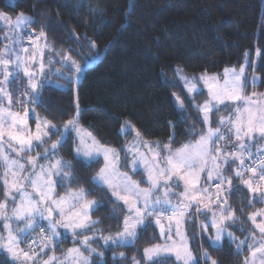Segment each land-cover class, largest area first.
<instances>
[{
  "label": "snow or ice",
  "instance_id": "snow-or-ice-1",
  "mask_svg": "<svg viewBox=\"0 0 264 264\" xmlns=\"http://www.w3.org/2000/svg\"><path fill=\"white\" fill-rule=\"evenodd\" d=\"M0 22L10 26L11 34L4 39L12 42L0 50V168L4 169L0 183L5 195V200L0 201V220L4 221L3 228L7 233L0 234V251L10 256L12 264H36L39 253L31 245L37 241H31L29 251L20 248L24 237L36 229L47 233L40 241L41 252L54 250L62 229L70 231L74 242L80 244V247L68 249L64 257L53 255L42 264L57 261L59 264H93L92 254L103 256L92 246L97 234H87L100 223L91 218V213L103 207V201L89 200L91 190L83 187L71 190L62 197L55 195L57 184L63 186L64 181L71 182L75 177L70 171L73 166L69 161L62 157L50 159V155L57 153L73 132L77 138L73 151L86 167L103 160V167L92 182L97 187L105 188L115 201H122L128 213L123 217L122 229L114 236H100L104 245L134 246L140 230L157 227L160 242L143 250L145 264H168L170 257H174L179 264H199L185 224L191 222L194 216L204 215L210 216V219L200 222L199 227L201 233L207 236L210 247H222L227 238L235 243L238 253L244 247L249 249L250 255L244 257V264H264V209L247 217L254 226L252 230L239 229L248 231L245 239L240 240L229 231L231 225L239 222L237 210L229 203V196L246 191L249 207L254 203L264 204V144L259 143L264 142V93L252 92L249 95L246 91L249 87L255 88L258 83H264L261 77L255 75L256 59H251L249 53L245 52L239 68H225L223 73L193 78L180 76L190 94V103L201 114L199 118L206 128L195 132L197 139L175 149L172 147L174 137L169 138L168 144L156 142L153 145L141 140V134L136 131L137 143L150 153L128 149L139 155V161H132V169L134 172L140 171L143 165L145 183L148 184L144 188L127 173L120 171L119 150L101 144L90 131L80 126L78 100L74 117L66 121L62 128L46 118L41 120L33 107L31 111L36 119L33 132L28 124V107L23 108V115L13 110L14 103L43 105L42 90L52 87L55 82L46 79L40 45H35L36 50L28 55L27 48L18 50L14 46L19 43V37L12 40L17 30H23L35 21L23 13H19L13 21L7 13L0 12ZM40 38L45 39L47 47L43 31L37 37ZM255 57H262L259 48ZM65 59L71 61L78 79L83 69L70 56ZM32 65H36V70L32 69ZM177 71L180 72L179 69ZM22 77L26 78V88L19 85ZM199 81L207 89L208 99L203 104L194 103L195 96L191 95L203 94V88L197 87ZM13 85L20 89L15 101L14 92L10 90ZM173 95L183 116L186 105L179 96ZM21 96L24 99H20ZM222 109L230 115L221 116L217 121L218 126L213 127L212 115ZM129 130H133L130 124L128 127L122 126V133ZM51 134L58 135L60 139L51 142ZM226 136L236 142L232 144V151L227 150L232 141L227 140ZM45 144L50 146L45 147ZM253 147L256 148L255 152ZM37 148H43V153L23 155L35 152ZM40 160L48 161L47 165L40 164ZM233 165L236 166L233 168ZM226 169H232L231 176L226 174ZM248 173L251 175L246 176ZM202 175L206 180L215 182V192L210 193L208 187L201 185ZM233 178L239 183L233 184ZM173 187H182L183 191L175 192ZM172 197L177 198L176 203H173ZM9 201L13 205L11 208ZM240 211L243 212V208ZM257 217L261 218L260 222H257ZM13 223L16 227H13ZM209 228L214 229V235H208ZM249 239L252 243H248ZM86 252L88 255H85ZM119 255L125 257L124 253ZM203 256L210 264H218L206 250ZM131 264H141V261L132 257Z\"/></svg>",
  "mask_w": 264,
  "mask_h": 264
},
{
  "label": "trees",
  "instance_id": "trees-1",
  "mask_svg": "<svg viewBox=\"0 0 264 264\" xmlns=\"http://www.w3.org/2000/svg\"><path fill=\"white\" fill-rule=\"evenodd\" d=\"M0 11L11 17L19 13L31 17L35 22L29 28L35 33L43 31L53 52L70 56L83 66L81 75L65 90H42L44 103L36 105L39 115L62 128L74 117L78 100L79 124L101 144L115 149L120 150L136 135L132 130L124 136L119 133L121 126L129 124L141 137L161 144L170 137H174V147L195 140V132L203 127L200 113L174 76L176 67L187 74H218L227 67L240 66L245 52L253 59L259 48L262 57L257 59L256 72L264 80V0H0ZM2 36L0 27V50ZM251 89L264 93V83L246 91ZM174 93L186 105L183 116L173 101ZM204 99V95H196L194 103ZM58 139L51 134V142ZM72 142L73 133L57 153L72 164L75 178L64 181L63 186L57 184V193L81 187L91 190L88 199L103 201V207L91 213V218L100 222L93 228L100 235L116 234L122 229L125 209L105 188L92 182L101 163L86 167L73 155ZM43 151L37 148L31 154ZM3 172L0 168V177ZM226 174L231 176L232 169H226ZM238 183L233 178V184ZM4 196L0 183V201ZM228 199L239 217L229 229L242 239L248 231L239 229L252 230L247 217L264 204L249 207L246 191ZM208 220L209 216H194L185 224L199 264H210L203 256L205 250L218 264H244L248 250L238 253L235 243L227 238L222 247H210L199 227ZM208 235H212L211 228ZM158 241L155 227L140 230L134 246L103 247L99 237L94 244L103 257H92L93 264H131L132 257L141 259L143 250ZM62 244L63 248L55 247L56 252L71 242L63 240ZM122 251L124 258L113 255ZM0 264H12V260L0 252ZM168 264L176 263L169 258Z\"/></svg>",
  "mask_w": 264,
  "mask_h": 264
},
{
  "label": "rangeland",
  "instance_id": "rangeland-1",
  "mask_svg": "<svg viewBox=\"0 0 264 264\" xmlns=\"http://www.w3.org/2000/svg\"><path fill=\"white\" fill-rule=\"evenodd\" d=\"M12 18H13V21H14L15 18H16V16L15 17H12ZM0 27L3 28V36H2L3 45L1 47V50H2L5 47V45H11V43H12L11 41L4 39V37L6 35L11 34V28H10V26H5V24L3 22H0ZM39 34L40 33L33 32L29 28V26L26 27V28H24L23 30H17V34H13L12 35V40H16L18 37L20 38V40H19V43L15 44L14 46L18 50L21 49V48H27L28 49V55H31L36 50L35 45H40L41 48L43 49V55H44V61H45V75H46V79L48 81L55 82V84L52 87L57 88L59 90H65L68 87L69 82H72V81H76L77 80V75L75 73V69H74L73 66H71V61H66V59H65L67 57L66 55L60 56L57 53H55V52L52 51V48L50 47V45L47 42V40H46V43H47L48 46L45 47V39L44 38L37 39V37L39 36ZM253 59H256V61H257V58L255 57V55H254ZM76 63H78L81 66V68L83 67L79 62H76ZM257 65H258V61H257ZM240 66H238L236 68H239ZM31 67H32L33 70H36V65H32ZM227 68H230V67H227ZM178 69L180 70V72L177 71ZM256 69H257V67H256ZM256 69H255V75L259 76L257 74V72H256ZM223 71H222V73H223ZM251 71L252 70L249 69V72L250 73H251ZM213 74H217V73H213ZM213 74L212 73L187 74V73L183 72V70L180 67H176L175 70H174V76L177 78V80L180 83V85H181L184 93L188 96L189 99H190V94L187 93V90H186V88L184 86L183 81L180 79V76L183 75V76H187L189 78H193V77H199L201 75H213ZM80 75H81V72L79 73V76ZM0 78H2V77H0ZM19 85L26 88V86H27L26 78L22 77L20 79V81H19ZM197 87L198 88H203V82L202 81L197 82ZM10 90H12L14 92V101H15L17 99V95L16 94L19 93L20 89L17 88L15 85H13ZM252 92L263 93V92H261V91H259L257 89H251V91L249 93L247 92V94L250 95ZM191 95L196 96L195 94H191ZM202 95L205 96V99L201 103H199V104H203L208 99L207 89L206 88H203V94ZM19 98L20 99H24V97H22V96L19 97ZM173 101H174L175 105L177 106V108L180 110V108L178 107L177 101L175 100L174 96H173ZM5 106L7 107V105H5ZM25 106L28 107V109H29L28 124H29V126L31 127V129L34 132L35 131V125H36V119H35V116L33 115L32 111H31V109L34 107L35 108V114L39 115V113H38V111L36 109V105L35 106L34 105H30V104L29 105H21V104H18V103H14L13 104V110L20 111L21 112V115H23V108ZM229 115H230V113L227 112V111H223L221 113H217L216 115L215 114L212 115V126L213 127H217L218 126L217 125L218 119L221 116L228 117ZM39 117L41 118V120L45 119L44 117H42L40 115H39ZM202 125H203V127H201V129L199 131H204L205 130L206 125L203 122H202ZM80 126H82V125H80ZM82 127L84 129H86V130L89 131V129L87 127H85V126H82ZM123 127H126V126L123 125ZM121 129H122V126H121V128L119 130V133L124 136L128 131L122 133ZM131 129H133L132 130L133 132H136L135 127L131 126ZM222 131H225V129H222ZM197 138L198 137L195 135V139H197ZM140 139L143 140V141H145V142H147V143H149V144H153V145L156 142H158L156 140L145 139V138H143L141 136H140ZM226 139L229 140V141H232V137L226 136ZM72 143H73V149H74V147L77 144V138H76L75 132H73V142ZM168 143L169 142L162 143V145L163 144H168ZM233 143H236V142L235 141H232V143H230L228 145V148H227L228 151H230L232 149V144ZM259 143L264 144V142H259ZM48 146H50V145L48 144ZM48 146H46V147H48ZM180 146H176V147L172 146V147L175 149V148H178ZM129 148L138 149L139 150V153H145V154H148V155H150V153H148V149L146 147H144L143 145L137 143V137H136V135H134L132 137L131 141H128L127 143H125L120 150L117 149V150L120 151V171L127 173L129 176L132 177L133 180L139 182L141 187L146 188V187H148V184L145 183L146 177H145L144 171L142 170L143 165H141V170L140 171L134 172L133 169H132V161L134 159H136L137 161H139V155L138 154H134V152H129L128 151ZM252 150L253 151H256V148L253 147ZM30 154L31 153H23V155H25V156H28ZM163 154L164 153H162V155ZM73 155L76 157L74 151H73ZM31 156H33V155L31 154ZM58 157H62L61 154L55 153V154L50 155V159H55V158H58ZM39 163L40 164L47 165L48 161H46V160H40ZM100 163H101L100 164V167L97 169L96 173L99 171V169L101 167H103V160L102 159L100 160ZM246 163H247V161H246ZM137 172H140L141 173V176L136 175ZM96 173H95V175H96ZM214 183H215L214 181H208V180H206V178L203 175L201 176V185L208 187L210 193L216 191L215 187L213 188ZM28 190L31 191L30 188ZM173 190L175 192H182L183 191V188L182 187H180V188L173 187ZM67 193L68 192H65V193H63V194L60 195V194L57 193V187L55 189V195L57 197L65 196ZM4 200H5V196H4ZM89 200H91V199H89ZM172 201H173V203H176L177 202V198L176 197H172ZM118 203H120L124 207V209H125L124 216H126L128 214L127 211H126V206L123 205V202L122 201L121 202H118ZM12 206L13 205L11 204V201H9V207L11 208ZM262 209H264V206L261 207V208H259L258 210H255V212H257L259 210H262ZM252 213H254V212H252ZM209 219H210V216H209ZM260 219H261L260 217H257V222H260ZM3 223H4V221L0 220V234L7 235L5 229L3 228ZM162 223H165L166 224L167 221H162ZM249 223H250L251 229H253L254 226L252 225V223L250 221H249ZM19 226L20 227H23V224H20ZM13 227H16V224L15 223H13ZM155 228L157 230L158 239H159V241L157 243H159L160 242L159 229L157 227H155ZM96 229L93 228L91 232H88V235L91 236V235H93L95 233V234H97V238L98 239H99L100 236H104V235H100L99 233H97V230ZM229 231H231V230L229 229ZM46 234L47 233H41L39 229H36V231L33 232L31 235L25 236L24 239H23V241L20 244V248L24 249L25 251H29V247L28 246L31 243V241H33V240L37 241L36 244H32L31 245V248L34 251H36L37 253H39V256L37 257V260H36V264H42V261L47 260L49 257H51L53 255L56 256L57 258H62L67 253V250L68 249L73 248V247H80V244L79 243L74 242L73 237L71 235V232L68 231V230H63L62 229L61 230V236H60L58 242H56V247L63 248V244H62V241L63 240L70 241L71 242V245H69V246L65 247L64 249H62L61 251H57V252L55 251V248H54V250L45 249L44 252H41L40 251V248H41L40 241L42 240V238ZM114 235L115 234H113V236ZM212 235H214V229H212ZM247 236H248V233L245 234L243 236V238L240 239V240L245 239V237H247ZM257 236H259V233L258 232H257ZM236 237L238 238V236H236ZM100 243L103 245V247L117 246V245H112V244L104 245L102 239H100ZM248 243H252L251 239L248 240ZM129 245H131V244H129ZM129 245H126V246H129ZM153 245H150L148 247H151ZM92 246L95 247V244L93 243ZM95 248L97 249V252L98 253H101L98 250L97 247H95ZM245 249H247L248 252H249V249L247 247H244L242 249V251L245 250ZM0 252H3L7 256H9L4 251H0ZM119 253H125V252H123V251L122 252H114L113 255L116 258L121 259ZM30 254H31V252H30ZM85 255H88V253L86 252ZM249 255H250V252L248 253V255L246 257H248ZM96 256L99 257L100 259H102V257H103V256L101 257V256H99L97 254H92L91 259H92V257H96ZM170 258L176 264H179V262L175 261L174 257H170ZM21 259H23V258H21ZM139 260L141 261V264H145L144 257H143V252H142V257ZM101 263H103V260H101ZM17 264H19V262H17ZM28 264H32V262H28ZM53 264H59V262L58 261L57 262H53Z\"/></svg>",
  "mask_w": 264,
  "mask_h": 264
},
{
  "label": "built area",
  "instance_id": "built-area-1",
  "mask_svg": "<svg viewBox=\"0 0 264 264\" xmlns=\"http://www.w3.org/2000/svg\"><path fill=\"white\" fill-rule=\"evenodd\" d=\"M230 151H232V149ZM250 175H251L250 173L246 174V176H250Z\"/></svg>",
  "mask_w": 264,
  "mask_h": 264
}]
</instances>
